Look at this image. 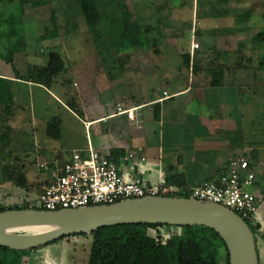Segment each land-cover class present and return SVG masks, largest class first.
Here are the masks:
<instances>
[{"label":"rangeland","instance_id":"obj_1","mask_svg":"<svg viewBox=\"0 0 264 264\" xmlns=\"http://www.w3.org/2000/svg\"><path fill=\"white\" fill-rule=\"evenodd\" d=\"M97 1L101 5L102 20L98 30L93 33L86 25L78 0H0V74L13 78L12 80L3 78L0 80V103L4 101L2 104L10 105L9 109L0 110V114H2L1 116L8 114L7 116L11 118L7 122L8 131L2 128L3 124L0 123V200L6 196L5 205L7 206L24 207L28 203L35 207L38 206L39 186L47 176V171L41 166V163L53 159V147H58L63 143L62 141L73 137V130L79 134V139L75 135L73 138L75 141H67L70 147H73V143L77 142L83 143V147L87 146L85 133H83L84 128L80 120L83 116H80L81 114L77 111V118H75L72 112L66 111L61 98H57L60 97L55 89L57 82L52 87L53 91L48 94L41 86L28 85L24 78L17 79V74L19 77H26L34 67L47 64V56L50 51H57L63 56L64 62H67V73L64 75L69 78L71 71L74 72L78 69H85L86 77L90 78L91 76L92 78V75L97 76L98 72H105L113 65L123 66L131 62L141 66V62H145L147 69L150 67L158 75L164 73L169 64L173 73H176L175 81L180 80L179 71L184 70L181 54L188 51L190 44L189 34L186 30L190 29L192 23L191 4L187 3L183 7L181 6L183 0H174L173 2L121 0L127 5L132 15L130 20L133 23L141 25L146 22L157 26L154 12L160 8L161 12L159 13L169 12L173 16L170 21L179 22L178 24L172 23L171 27H168L172 29L171 36L177 33L174 37L180 38L187 32L183 40L184 47L181 44L184 50H179L180 45H177V42L173 46L170 45L159 57L146 55L141 46L129 47L125 41L119 38L117 28L120 18L119 7L116 3L119 0ZM161 6L164 7L161 8ZM211 7L216 11L219 6L218 3H214L211 4ZM226 7L229 8L227 12L235 17L227 18L225 23L215 26L236 28L241 25L246 30L236 34L232 39H227L228 41H223L221 39L223 36L220 35V52L218 51L220 54H208L210 51L197 50L191 58L194 60L196 57L200 60L203 58L202 62H231L229 65L231 67L236 65L235 62H248V64L256 62L254 63L255 67H252L253 75H246L247 81H251V76H256L257 79H261V83L253 87L249 86L251 87L250 91L245 87L246 92L240 96L243 105V128L250 131L249 133L245 132L243 137H248L247 139L251 142L256 141V143L264 144V68L259 66V62L264 58V51L253 53L247 50L242 53L237 51L240 39H249L263 26L261 15L264 13V0L231 1ZM205 8L204 3L198 4L197 9ZM248 13L250 15L247 17ZM246 17L247 21H244L243 24L240 23L239 19ZM166 20L159 19L158 21L165 23ZM195 38H197L196 35ZM176 46L178 47L176 48ZM201 52H206L207 55L201 56ZM132 69L138 70L136 66ZM173 76L175 75L173 74ZM180 82L182 81L180 80ZM74 92L72 93L74 94ZM90 95H93V98H90ZM90 95L87 94L88 103H86L95 113L100 105L105 106L104 100L96 92H92ZM1 116L0 120L2 121ZM14 116L18 117L15 121H13ZM53 117L59 118L60 126L63 129L59 141L48 138L45 133L46 125ZM23 166L27 170L29 192L16 187L10 180V177ZM252 166L256 176L260 179H256V185H249L245 188L252 193L260 194L261 202L258 204L256 220H262L264 223V172H262L264 168L262 166L258 168L254 162ZM189 196L192 197L191 192ZM256 220L247 219L249 225L254 229ZM255 230L259 264H262L261 250L264 247V242ZM155 232L160 238L166 240L172 235H178L180 228L178 226H162ZM91 244L90 236L78 235L35 248L19 250L18 264H88ZM218 251V262L224 264L223 246Z\"/></svg>","mask_w":264,"mask_h":264},{"label":"crops","instance_id":"obj_2","mask_svg":"<svg viewBox=\"0 0 264 264\" xmlns=\"http://www.w3.org/2000/svg\"><path fill=\"white\" fill-rule=\"evenodd\" d=\"M231 1L243 0H183L181 2L183 7L187 3L191 4L193 10L190 29L186 30L190 44L185 53L192 55L197 50L220 52V35L223 36L221 39L226 41L246 30L241 25L236 28L215 26L225 23L227 18L235 17L227 12L229 8L226 6ZM201 3H204L206 8L199 10L198 4ZM214 3H218L219 6L216 11L211 7ZM159 9L154 12L157 26L150 31L149 41L141 46L148 56L161 57L165 53L164 50L177 42V45H180L179 50L183 49L181 44H184L183 40L187 33H182L184 36L180 38L174 37L177 33L171 36L172 29L168 27H171L172 23L179 22L170 21L173 16L165 11L159 13L161 12ZM249 15L250 13L247 17ZM263 15L264 13L261 18ZM247 17L239 19L240 23L247 21ZM159 19L167 20L163 24L158 21ZM192 35H196V39L200 41H198L200 47L196 50L191 47ZM252 37L240 39L238 46L240 42L251 41ZM254 63L256 62L249 64L244 62L246 68L231 69L229 68L231 62H200V68L195 72L190 62L189 67L183 64L184 70L179 71L180 77H177L182 81L180 82V80L175 81L176 73H173L169 64L160 75L150 67L147 69L145 62H141V66L130 62L123 66L113 65L105 72H98L97 76L92 75V78L86 77L85 69H78L71 71L69 78L64 75L68 66L65 62L66 70L54 79L51 86L45 87L31 81L26 82L28 85L43 87L48 94L53 91L52 87L57 82L55 89L60 96L57 98H61L66 111L72 112L75 118L77 111L83 116L80 120L84 128L86 144L89 141L94 148L107 154L120 173H130L132 180L144 186H152L157 184L160 178H164L173 186L182 184L191 189L216 176L227 167L231 158L240 154H244L249 159L251 166L254 162L258 168L260 166L264 168V144L251 142L248 137H243L245 132L250 131L243 128V105L240 96L256 86L257 77L251 76V81H247L246 76L253 75ZM135 66L138 70L132 69ZM215 66L220 67V84L212 86L209 84L212 74L209 75L206 69ZM1 78L13 79L0 74V80ZM92 92L101 95L106 106L100 105L95 113L88 107L86 100L87 94L90 95ZM90 98H93V95H90ZM3 102L0 103V110L3 109ZM119 107L122 110H132L134 118L129 119L127 114L120 113ZM13 118L12 120L15 121L18 117ZM73 133V137L62 141L63 143L58 147H53V153L56 149L86 147L79 142L73 143V147H70L69 140L75 141L73 140L75 135L79 139V134L74 130ZM261 257L264 264V247L261 250Z\"/></svg>","mask_w":264,"mask_h":264},{"label":"trees","instance_id":"obj_3","mask_svg":"<svg viewBox=\"0 0 264 264\" xmlns=\"http://www.w3.org/2000/svg\"><path fill=\"white\" fill-rule=\"evenodd\" d=\"M81 12L86 21L88 28L95 33L101 24L102 10L101 5L97 0H78ZM119 11L118 36L126 42L129 47H140L149 41V33L154 28L151 24H137L131 22V13L127 5L121 0L116 2ZM115 18V17H114ZM263 26L252 38L251 41L240 42L238 53L244 52L246 49L250 53L264 51V15L262 17ZM11 36V35H10ZM9 36V37H10ZM247 42H249L247 44ZM210 53L220 54L218 51ZM194 54V53H193ZM192 54V55H193ZM189 53L181 54L182 62L186 67H189L192 62V70L197 71L200 68L202 60L192 59ZM201 56L207 55L206 52H201ZM47 64L45 66L34 67L31 73L26 77L17 74L16 78L25 81H31L35 84L49 87L54 83V79L61 75L65 70V62L63 56L57 51H50L47 56ZM259 66L264 68V58L259 62ZM247 66L241 62L229 67L238 69ZM220 67H210L206 69L207 73L212 78L209 83L212 86L220 84ZM219 74V77H217ZM261 83L258 78L255 79V84ZM74 106V100L71 103ZM10 105L3 104V109H9ZM2 114H0L1 116ZM8 115V114H7ZM5 115L1 116L2 128L7 131L9 129L7 122L10 118ZM11 115V114H10ZM60 120L53 117L46 125V136L53 140L61 138ZM5 148V146H3ZM10 180L16 187H19L26 192L30 191V186L27 180V170L23 166L17 170V173L10 177ZM166 185L171 191L163 196L169 197H187L190 198V189L180 184L177 187L173 186L168 180ZM6 196L0 200V211L6 209H24L26 206L5 205ZM256 243L254 230L264 242V228L257 223L254 224L255 229L249 225ZM165 224H121L114 226H106L99 228L88 234H76L64 236L58 239L71 238L74 236H90L92 238L91 249L88 255V264H219L218 255L219 248H224V264H229V254L226 245L220 235L213 229L205 226H180V233L172 235L166 240H163L156 235L155 230ZM57 241V240H56ZM55 242V241H53ZM257 250V244H256ZM19 250H13L8 247L0 246V264H18ZM258 255V251H257ZM259 260V257H258Z\"/></svg>","mask_w":264,"mask_h":264},{"label":"water","instance_id":"obj_4","mask_svg":"<svg viewBox=\"0 0 264 264\" xmlns=\"http://www.w3.org/2000/svg\"><path fill=\"white\" fill-rule=\"evenodd\" d=\"M140 223L211 228L223 239L229 264H259L253 233L237 213L216 203L163 195L56 211L6 209L0 211V246L26 250L106 226Z\"/></svg>","mask_w":264,"mask_h":264},{"label":"built area","instance_id":"obj_5","mask_svg":"<svg viewBox=\"0 0 264 264\" xmlns=\"http://www.w3.org/2000/svg\"><path fill=\"white\" fill-rule=\"evenodd\" d=\"M193 50L200 47L194 35L191 36ZM129 119L134 118L132 110H122ZM41 166L47 176L41 182L38 206L28 203V208L46 211L75 209L94 205H107L129 198L148 195H164L171 191L166 180L160 178L157 184L144 186L122 174L107 154L94 148L88 141L84 148L54 150L52 160L43 161ZM256 173L249 159L240 154L231 158L227 167L200 185L190 189V198L220 204L234 211L244 220H256L259 193L246 190L256 185ZM264 228L261 220H256Z\"/></svg>","mask_w":264,"mask_h":264}]
</instances>
